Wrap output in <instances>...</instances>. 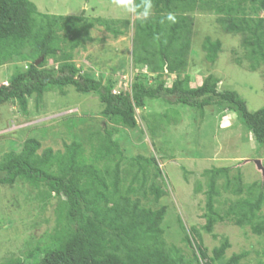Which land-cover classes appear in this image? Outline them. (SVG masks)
Returning <instances> with one entry per match:
<instances>
[{"label":"trees","instance_id":"16d2710c","mask_svg":"<svg viewBox=\"0 0 264 264\" xmlns=\"http://www.w3.org/2000/svg\"><path fill=\"white\" fill-rule=\"evenodd\" d=\"M147 19L133 22L130 52L132 66L146 68L147 76L137 75L129 92H115L116 84L103 82L90 73L81 72L74 64V52L91 42L90 30L99 27L117 39L129 28L127 20L87 19L83 15H46L37 11L29 0H0V58L15 57L22 61L25 52L33 59L28 68L16 73L7 85L0 86V105L17 101L25 111L27 100L39 103L44 94L57 90L63 94L72 88L78 94L95 95L102 105L107 122L134 130L135 110L146 101H163L174 106L195 109L203 119L207 107L235 114L251 133L254 141L264 146V107L248 112L246 105L233 91H218L219 81L206 76L201 85L190 87L188 76L181 77L188 67V55L193 38L194 11H213L216 23L228 35L240 37L248 71L262 68L264 86V0H151ZM141 5L142 0H134ZM168 13L174 20H168ZM136 16L137 13L134 11ZM205 61L214 65L221 53V43L205 38L201 44ZM40 63L35 66V62ZM50 60L58 67L46 68ZM174 81L166 87L165 78ZM180 115L175 110L152 114L144 119L145 128L157 137L163 127L177 125ZM86 154L80 142L65 145L62 152L45 149L35 139L24 141L19 153L8 152L0 158V185L11 186L24 181L33 187L43 185L54 193L59 207L56 227L50 237L52 248L37 262L29 264H183L179 250L164 242L162 223L166 208L150 209L142 201L154 202L162 197L156 185L161 176L153 158L138 156L128 165L129 185L121 186V151L111 132L95 133L88 140ZM205 179L204 225L211 234L217 224L229 222L235 227H247L252 235L264 239V191L256 182L246 185L236 170L211 168L203 172ZM199 191V188L197 189ZM221 193L234 197L223 211L216 208ZM65 200L64 202L62 200ZM66 204H63V203ZM182 231L183 227L180 226ZM185 232V231H184ZM183 243L192 250L196 264H239L245 254L225 258L230 244L223 238L210 254L200 235L191 229L184 233ZM25 259L10 258L0 264H28ZM264 264V255L263 262Z\"/></svg>","mask_w":264,"mask_h":264},{"label":"rangeland","instance_id":"374dc122","mask_svg":"<svg viewBox=\"0 0 264 264\" xmlns=\"http://www.w3.org/2000/svg\"><path fill=\"white\" fill-rule=\"evenodd\" d=\"M29 1L39 13L46 15L127 20L129 28L117 39L99 27L91 29V42L74 52V64L83 73L102 77L103 82H114L115 92H129L137 75H146L148 84H152L146 68H134L130 61L133 22L139 17L134 11H125L114 0ZM189 16L193 20V38L188 67L181 77L188 76L190 87L196 88L206 76L213 75L219 81L217 90L237 93L248 112L264 107L262 68L248 71L240 37L225 34L216 23L218 16L213 11L197 10ZM258 16L264 17V12ZM205 38L221 43V53L214 65L205 61L201 51ZM25 56L24 61L8 56L0 58V86L7 85L16 73L28 68L34 56L29 50ZM57 67L50 60L46 62V68L56 70ZM174 79L173 75L166 77V87H170ZM62 93L49 91L39 103L29 98L25 111L17 101L0 105V158L8 152L19 153L24 141L30 138L40 143L39 153L45 149L62 152L65 145L80 142L87 154L91 135L111 132L123 158V188L131 181L126 173L134 158H153L160 169L156 185L162 189V197L156 202L149 198L142 204L154 210L166 208L163 239L168 247L179 250L183 264H196L192 250L183 243L184 233L190 235L191 229L198 232L209 254L225 238L230 244L226 259L244 253L246 256L239 264H262L264 239L252 235L247 227L238 228L224 222L217 224L211 234L202 230L205 170L228 168L231 175L239 170L244 184L256 182L264 191V146L254 141L235 114L221 113L210 106L200 119L195 109L160 100L146 101L143 108L135 110L137 127L131 130L107 122L95 95L78 94L70 87ZM170 110L179 113V124L163 127L153 138L145 128L144 119ZM234 199L221 193L216 208L223 211ZM57 203L54 193L43 185L33 187L24 181L11 186L0 185V263L10 258L25 259L29 255H33V260L26 263H34L49 252L52 248L50 237L56 227ZM261 213L264 214V205Z\"/></svg>","mask_w":264,"mask_h":264},{"label":"clouds","instance_id":"9594fccd","mask_svg":"<svg viewBox=\"0 0 264 264\" xmlns=\"http://www.w3.org/2000/svg\"><path fill=\"white\" fill-rule=\"evenodd\" d=\"M114 3L123 8L125 11L132 12L136 11L138 16H142L147 19L151 14L152 3L151 0H142V10L141 5H135L134 0H114ZM168 20H174V16L171 13L167 15Z\"/></svg>","mask_w":264,"mask_h":264},{"label":"water","instance_id":"95a60500","mask_svg":"<svg viewBox=\"0 0 264 264\" xmlns=\"http://www.w3.org/2000/svg\"><path fill=\"white\" fill-rule=\"evenodd\" d=\"M41 60L35 62V66H37L40 63Z\"/></svg>","mask_w":264,"mask_h":264}]
</instances>
